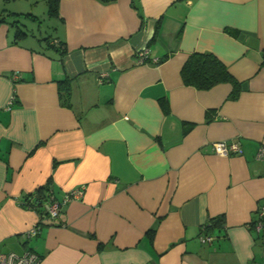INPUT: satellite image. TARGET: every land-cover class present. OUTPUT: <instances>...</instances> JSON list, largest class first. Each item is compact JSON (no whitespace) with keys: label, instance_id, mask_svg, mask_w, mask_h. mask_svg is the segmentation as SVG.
<instances>
[{"label":"crops","instance_id":"crops-1","mask_svg":"<svg viewBox=\"0 0 264 264\" xmlns=\"http://www.w3.org/2000/svg\"><path fill=\"white\" fill-rule=\"evenodd\" d=\"M40 1L43 33L11 1L0 9V251L43 264H264L250 226L264 203V0H57L55 14ZM36 5L21 16L39 29ZM195 51L239 81L236 99L229 83L181 81ZM217 141L241 152L216 154ZM45 184L58 200L82 193L26 237L40 214L22 202Z\"/></svg>","mask_w":264,"mask_h":264},{"label":"trees","instance_id":"trees-1","mask_svg":"<svg viewBox=\"0 0 264 264\" xmlns=\"http://www.w3.org/2000/svg\"><path fill=\"white\" fill-rule=\"evenodd\" d=\"M48 13L55 14L57 9V0H47ZM24 16H30L25 14ZM4 19H0V22ZM15 24V22H12ZM25 34L24 31L16 26L15 37ZM60 46V43L58 44ZM181 81L186 85H191L199 90H206L219 83H229L232 87L228 94V99H236L239 95L241 88L240 83L235 77L228 71L227 67L211 52H192L182 67H180ZM58 87L61 90V101L65 105L70 103V80L64 79L58 81ZM162 108L165 112H168V106L165 101H162ZM186 130V129H185ZM52 200H58L49 184L35 189L31 194L25 197L22 205L28 209H34L39 212L40 219L37 224L42 225L44 219H52L49 217L46 211V204ZM54 218V217H53ZM222 222L221 217L210 219V222L205 227V233L212 235L216 227H220Z\"/></svg>","mask_w":264,"mask_h":264},{"label":"built area","instance_id":"built-area-1","mask_svg":"<svg viewBox=\"0 0 264 264\" xmlns=\"http://www.w3.org/2000/svg\"><path fill=\"white\" fill-rule=\"evenodd\" d=\"M137 60L139 63L145 62L148 57V50L142 48L137 51ZM152 62H158L157 58H153ZM106 76L105 72L99 74V79L102 81ZM14 96L11 98L13 99ZM212 152L228 156L235 153L241 152V146L238 141H217L211 144ZM255 157L260 160H264V143L260 144L258 149H256ZM82 193V189L71 190L66 195L62 197L61 200H52L47 203L45 208L48 212L49 217L53 218L58 216L61 211L62 206L73 198H77ZM256 217L251 221V227L259 233L258 236L261 239V248H264V203H261L256 208ZM40 225L35 224L33 227L27 231L26 237H32L39 231ZM205 229V228H204ZM203 229V230H204ZM212 235L206 234L205 231L198 237L201 242H211ZM0 264H43L41 257L32 250H26L23 253H16L13 251L2 252L0 251Z\"/></svg>","mask_w":264,"mask_h":264},{"label":"rangeland","instance_id":"rangeland-1","mask_svg":"<svg viewBox=\"0 0 264 264\" xmlns=\"http://www.w3.org/2000/svg\"><path fill=\"white\" fill-rule=\"evenodd\" d=\"M2 1H4V0H0V9H2L3 8V6L6 8V5H3L2 4ZM9 1H11L10 3L11 4H9V5H7L8 6V8H12V9H16V10H18V11H21V12H23V13H20V14H17L16 16H17V18H20V20H21V22L23 23V24H25L26 25V28H31V29H35V31L37 32V33H43L44 32V30L43 29H48V28H46V26H47V24H48V19H47V16H46V13L45 14H43L42 12H44L43 11V9H44V4H43V2L42 1H40V3H39V5L37 6L36 5V0H30L29 2H24V1H26V0H23V2H19V0H15V2L14 3H12V0H9ZM22 5V6H21ZM30 5L31 6H34V5H36L35 7L36 8H38V14L42 17V18H40V19H42L43 20V24H41V26H43V27H38L39 29H37V27L35 26V25H32V22L30 21H28V20H25V19H23V16H21L22 14H26V13H28L29 12V7H30ZM16 16H13L14 18L16 17Z\"/></svg>","mask_w":264,"mask_h":264}]
</instances>
